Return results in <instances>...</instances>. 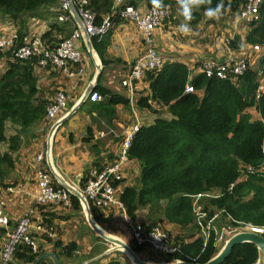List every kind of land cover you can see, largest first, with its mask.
<instances>
[{"label": "trees", "instance_id": "16d2710c", "mask_svg": "<svg viewBox=\"0 0 264 264\" xmlns=\"http://www.w3.org/2000/svg\"><path fill=\"white\" fill-rule=\"evenodd\" d=\"M60 1L0 0V14L16 28L12 46L0 49V60L4 61L0 73V186H7L5 182L15 167L20 148L35 138L34 128L45 121L47 107L56 94L50 87L39 84L36 69L60 72L51 66L41 68L40 55L18 58L14 52L30 34L25 24L27 18L58 6ZM239 1L212 0L211 6L223 4L236 11ZM163 3L171 10L179 9L176 0H163ZM128 4L134 6L132 2ZM88 6L96 15V24L108 15L118 21L113 13L114 0H89ZM204 13L205 7L194 9L195 18L187 22L182 16L183 21L195 25ZM59 22H53L41 35L49 48L69 37L74 28L72 22ZM58 31L62 38H56ZM106 35L93 39L100 53L106 47ZM238 40L264 47V0L259 4L258 19L250 24L243 39L235 36L228 47L237 48ZM257 60L255 68L249 66L234 80L206 77L203 73L189 80L188 68L179 62L165 63L147 75L150 95L139 98V107L154 113L167 112L172 117L159 116L151 124L138 126L131 136L126 155L137 163L139 171L135 183L124 187L118 198L132 221L137 210L147 208V227L161 223V217L181 226L185 237L174 239L177 251L163 254L168 261L205 262L219 250L214 246L213 233L204 243L196 223L195 206H200L206 219L219 213L225 225L264 227V89L258 90L261 79L264 88V51ZM102 61L104 66L116 62ZM186 85H191L193 92H186ZM94 90L103 95L104 101L101 97L93 106L104 111L102 115L110 124L115 116V105L127 100L99 85ZM250 108H254L259 117L254 118ZM67 193L73 208L79 210V199ZM41 207L36 205L39 210ZM90 210L97 222L109 221L101 209L90 206ZM76 247L75 243H69L62 249L71 256ZM139 247L133 246V249L137 251ZM38 250L20 242L10 264H15L14 260L37 264ZM257 258L256 246L242 242L233 247L222 264H255ZM105 264L125 263L117 259Z\"/></svg>", "mask_w": 264, "mask_h": 264}, {"label": "crops", "instance_id": "0c3cea01", "mask_svg": "<svg viewBox=\"0 0 264 264\" xmlns=\"http://www.w3.org/2000/svg\"><path fill=\"white\" fill-rule=\"evenodd\" d=\"M128 2H132L140 14H145L150 6L149 0H121L115 6V10L120 9ZM58 6L55 5V7ZM50 10V8L40 10L39 17L27 18L25 24L28 26V31L32 32L44 28L49 30L51 24L57 21L51 16L52 13L50 15ZM222 16L223 19L221 20L210 19L204 13L199 23L190 25L192 29L190 34H182L178 31V26L185 22L180 9H172L170 19L161 22L151 30V46L163 58V65L171 62H179L185 65L190 74L189 80L202 73L201 66L210 60L223 62L235 60L244 55H247L251 62L253 59L255 60L256 56L250 53L249 44L238 40L237 48L228 47L231 39L235 36L243 39L248 30L247 24H235L238 21L237 10L233 11L224 7ZM33 19H37L36 24L32 23ZM14 26L12 21L0 14L1 34L15 35L16 28ZM106 34V37L108 36L107 44L101 53L93 43L94 37L87 40L84 34H81L77 44L85 66L81 76L70 78L60 72L36 69L35 73L37 76L41 75L43 85L66 92L67 102L52 122L42 121L34 128L35 138L20 148L15 167L5 182L7 186H0V199L4 203V211L9 220L8 230H12L25 212L33 209L28 231L38 245L37 264H55L51 254L57 257L59 264H95L96 261L99 264H105L110 260L117 259L125 264H131L129 256L124 251L113 249V243L93 230L86 214L83 213L80 200L79 210L73 208L70 200L61 202L57 207L43 205L40 210L36 208L35 203L37 154H43L44 166L56 188L70 193L62 184L63 182L69 188L81 192L82 182L93 168L101 169L118 160L122 143L134 126L138 128L142 124H151L159 116L165 119L172 117L167 112L154 113L147 108L139 107V98L150 95L148 74L135 82V92L132 95L125 87L121 86V80L132 63L147 46L144 31L133 21L118 19V21L113 22L111 30ZM55 36L57 39L63 37L60 31L56 32ZM261 48L263 51L264 47ZM102 59L116 62L104 66ZM96 63L101 68V75L96 87L98 85L105 87L127 100L126 103L115 105V116L110 124L102 115L104 111H99L93 106L101 100L104 101L103 95L99 93L100 99L101 97L102 99L97 102L88 100L90 93L85 97V92L97 73ZM3 68L4 61L0 60V73ZM60 120H62L60 124L53 126ZM93 146H96L98 154L89 152V148ZM97 164L99 167L94 166ZM128 164L130 168L127 165L119 170V173L125 171L126 177L115 180V187L119 193L124 187L133 185L138 175L137 163L129 160ZM129 173L134 175L131 183L127 176ZM145 209L137 210L133 221H141L145 224L144 220L147 214ZM101 212L105 214L104 217L110 219L106 223H101L97 222L91 215L95 225L109 238L120 240L133 247L130 230L124 220V215L113 208L101 209ZM161 218L163 220L161 224L175 238L183 237L179 233L182 232L181 226ZM224 221L220 216L214 224L219 228L226 224ZM48 233H52V235L49 236ZM5 241V231L0 227V247ZM69 243H75L77 246L71 256L66 255L62 249V246ZM222 244L223 242L217 245V249ZM109 249L110 251L105 254ZM151 250L143 246L135 252L142 260L148 262L157 264L170 262L167 256L157 251L155 252L162 256H149L148 252H154ZM114 252H118L119 255L113 256ZM139 252L144 253L145 256L141 257ZM14 263L26 264L17 260H14Z\"/></svg>", "mask_w": 264, "mask_h": 264}, {"label": "built area", "instance_id": "2783aa9c", "mask_svg": "<svg viewBox=\"0 0 264 264\" xmlns=\"http://www.w3.org/2000/svg\"><path fill=\"white\" fill-rule=\"evenodd\" d=\"M82 25L84 33L89 38L101 37L112 28L113 19L110 15L103 17L99 24L95 23L96 15L94 11L88 6L89 0H70ZM121 0H114L115 6ZM232 1V0H231ZM230 1V2H231ZM261 0H240L237 8V20L250 26L251 23L258 19V8ZM55 7V6H54ZM49 7L50 12L60 22H72L73 30L69 37L58 42L53 48L41 39L42 33L45 31L33 30L30 32L25 42L17 48L14 52L18 58H25L31 55H40L39 65L41 68L51 66L60 71L62 74L76 78L84 73L85 66L83 63L82 54L78 49V42L83 33L73 19V15L69 9V4L65 0H61L58 7ZM118 19H127L135 22L139 28L145 33L147 46L143 53L132 63L130 69L121 80V86L125 87L130 95L134 94L135 82L142 79L149 73H153L163 65V58L151 46V30L161 22L170 19L171 9L166 6L163 14L155 12L152 4L148 7L145 14H140L139 11L132 5L124 4L120 9L113 11ZM33 24L37 23V19L32 20ZM14 35L0 34V49L5 50L12 46ZM261 51L258 45H250V53ZM249 67V58L244 55L235 60L229 61H207L201 66V71L206 77H219L234 80L238 75L242 74ZM262 71L259 69L258 74ZM263 82L258 87V90H263ZM186 92H193L191 85H186ZM88 100L96 102L100 100V95L97 91H92ZM67 102V94L63 90L57 89L55 97L51 104L47 107L45 114V121L52 122L57 114L63 109ZM137 126L126 135L121 146V153L119 159L110 166H104L101 169H92L81 186V194L86 199L88 205L99 209H112L115 206L124 210L123 204L119 201V192L116 189L114 182L119 179V170L122 164V159L127 157L126 150L133 133ZM262 151L264 153V141L262 144ZM36 197L35 203L39 206L57 205L61 202L67 201L68 193L64 190L56 188L52 184L51 177L44 166L43 154H38L36 157ZM196 223L199 226L200 233L204 243L208 240L211 233L214 235V246L221 244L226 238L232 234L241 231H252L260 234L264 233V227L258 228L251 224L242 225L241 227H232L223 225L217 228L214 222L218 219L219 213H215L210 218L206 219L205 213L201 212L200 207L194 208ZM33 209H29L16 222L12 230H8L9 220L4 211V203L0 199V227L4 229L6 241L0 247V264H10L15 248L20 242H24L32 246L33 250H37V243L33 237L30 236L28 228L30 224V217ZM130 230V237L133 246H146L153 250L163 253L172 254L178 250V245L173 240V237L164 230L159 224L147 227L141 222H135L129 218H124ZM49 236L52 233H48ZM123 260V258H121Z\"/></svg>", "mask_w": 264, "mask_h": 264}, {"label": "water", "instance_id": "95a60500", "mask_svg": "<svg viewBox=\"0 0 264 264\" xmlns=\"http://www.w3.org/2000/svg\"><path fill=\"white\" fill-rule=\"evenodd\" d=\"M68 2L69 4V9L73 15V19L74 21L77 23L78 27L81 29V31L83 32L85 38L87 40H89V37L86 33H84V28L83 25L71 3L70 0H65ZM89 43V42H88ZM96 68H97V73L96 76L94 77L92 83L89 85V87L87 88L86 92H85V97L91 93L92 91H94L96 85H97V81L99 79V76L101 75V68L98 65V63H96ZM62 122V120L56 122L53 126H56L58 124H60ZM62 184L70 191L71 194H73L74 196H76L80 202L82 203V210L83 213L86 214L87 219L89 221L90 226L93 228V230L95 232H97L100 236H102L103 238H105L106 240H108L109 242L114 244L113 249H120L122 251H124V253L126 255L129 256L130 258V262L131 264H157V263H153V262H148L145 260H142L137 253L135 252V250L133 249V247H131L130 245H127L125 243H123L120 240H115V239H111L108 236H106L93 222L92 220V214H91V210L89 208V205L86 201V199L84 198V196L81 194L80 191L78 190H73L71 188L68 187L67 184L63 183ZM242 242H250L253 243L257 250H258V258L255 264H264V236L258 232H252V231H238L234 234H232L231 236H229L228 238H226L223 241L222 246L219 248V250L217 251V253L210 258L209 260L205 261V262H193V261H186V260H174V261H170L168 263H160V264H222L225 259L230 255L233 247L236 244L242 243ZM110 251L107 250L105 252V254H107ZM55 264H59V261L57 259V257L53 254H51Z\"/></svg>", "mask_w": 264, "mask_h": 264}, {"label": "clouds", "instance_id": "9594fccd", "mask_svg": "<svg viewBox=\"0 0 264 264\" xmlns=\"http://www.w3.org/2000/svg\"><path fill=\"white\" fill-rule=\"evenodd\" d=\"M181 15L184 17V20L187 22L192 21L194 17V9H199L205 7V15L210 19H219L223 14V4H217L215 7H212V0H176ZM259 3V0H257ZM153 10L155 12L163 14L165 10V5L163 0H151ZM178 31L182 34H190L192 29L190 23H182L178 26Z\"/></svg>", "mask_w": 264, "mask_h": 264}, {"label": "rangeland", "instance_id": "374dc122", "mask_svg": "<svg viewBox=\"0 0 264 264\" xmlns=\"http://www.w3.org/2000/svg\"><path fill=\"white\" fill-rule=\"evenodd\" d=\"M227 1H231V0H227ZM239 3V2H238ZM4 17V16H3ZM5 18V17H4ZM220 20L221 19H223V16H221L220 18H219ZM214 21V20H213ZM238 23H243V22H241V21H237V22H235V24H238ZM248 28V30H249V28H250V26H248L247 27ZM247 30V31H248ZM5 35H9V34H6V33H4ZM261 47V46H260ZM263 51H264V49H263ZM262 48H261V51H258V52H256V53H253L256 57H255V60L253 59V61L251 62V60L249 59V66H250V68H255L254 66L256 65V63L258 62V60H257V57L258 56H260L261 54H262ZM38 78H39V84L41 85V86H43V87H45L46 85H43L42 83V78H41V75L39 74L38 75ZM260 81H263V79H261ZM50 89H52L53 90V93L55 94V92H56V88H50ZM53 94V95H54ZM53 97V96H52ZM153 106H156L155 104H153ZM144 109V108H143ZM148 109V108H147ZM149 110V109H148ZM147 110V111H148ZM150 111V110H149ZM249 111L251 112V114H252V116L254 117V118H257V117H259V114L254 110V108H250L249 109ZM89 152L91 153V154H95V152H96V148L93 146V147H90L89 148ZM40 154V153H39ZM42 154V153H41ZM38 155V154H37ZM37 157V156H36ZM119 159V158H118ZM129 163V160H128V158L126 157L125 159H122V164H121V166H120V170H121V167H122V169L123 168H125L127 165H128V167L130 168V165L128 164ZM128 168V169H129ZM125 172V171H124ZM123 171H121L120 172V174H119V176L120 177H126V174L124 173ZM129 172H130V170H129ZM128 176V179H129V181H130V183L133 181V178H134V175L133 174H131V173H129V175H127ZM36 197V196H35ZM197 198H200V197H197ZM58 205V204H57ZM57 205H54L53 207H57ZM123 207H124V205H123ZM196 207H200V206H196ZM112 208L113 209H116L117 211H119V212H121L123 215H124V218L126 217V218H129L128 216H127V214H126V210H125V207H124V210H121V209H119V208H117V207H115V206H112ZM148 212V209L146 208L145 209V213H147ZM146 218V217H145ZM145 221V224H146V220H144ZM141 222V221H140ZM142 223V222H141ZM164 230H166L167 232H169L161 223H158ZM246 227V226H245ZM245 227H243L242 229H241V231L242 230H244L245 229ZM180 234H181V236H183V237H185V234H184V232H183V230H182V232H179ZM169 234L173 237V240L175 239V237L169 232ZM201 234V233H200ZM202 236V235H201ZM126 239L130 242V240L126 237ZM150 249H152V248H150ZM148 251H150V250H148ZM151 251H154V252H148L147 254L149 255V256H162V255H160L159 253H157V252H155V250H151ZM140 254V256L141 257H144L145 256V254L144 253H142V252H139ZM116 254L117 255H119V253L118 252H114L113 253V256H116ZM53 260V259H52ZM53 262H54V260H53ZM55 263V262H54ZM95 264H99L98 263V261H96L95 262Z\"/></svg>", "mask_w": 264, "mask_h": 264}]
</instances>
